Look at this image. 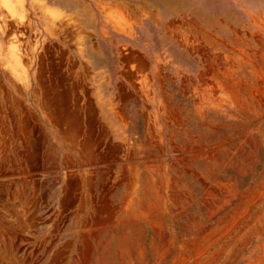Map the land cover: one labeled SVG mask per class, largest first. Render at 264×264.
<instances>
[{
    "label": "rangeland",
    "instance_id": "1",
    "mask_svg": "<svg viewBox=\"0 0 264 264\" xmlns=\"http://www.w3.org/2000/svg\"><path fill=\"white\" fill-rule=\"evenodd\" d=\"M0 264H264V0H0Z\"/></svg>",
    "mask_w": 264,
    "mask_h": 264
}]
</instances>
